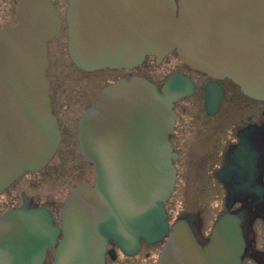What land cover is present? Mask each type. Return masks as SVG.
<instances>
[{
	"label": "water",
	"instance_id": "1",
	"mask_svg": "<svg viewBox=\"0 0 264 264\" xmlns=\"http://www.w3.org/2000/svg\"><path fill=\"white\" fill-rule=\"evenodd\" d=\"M67 55L85 72L131 70L175 51L190 69L228 79L253 100H264V0H65ZM17 25L0 27V194L25 172L43 169L61 141L51 112L47 42L62 26L52 0H17ZM182 74L158 90L143 77L104 87L80 116L77 141L93 165L94 184L66 197L60 227L44 207L0 215V264H104L113 242L128 256L141 240L165 243L156 264H242L253 239L252 223L264 217V128L248 125L216 173L226 187V210L204 238L198 213L169 227L164 202L176 180L168 135L173 103L193 92ZM205 88L213 115L222 93ZM252 198L251 204L231 210ZM61 239L56 245L57 238Z\"/></svg>",
	"mask_w": 264,
	"mask_h": 264
},
{
	"label": "rangeland",
	"instance_id": "2",
	"mask_svg": "<svg viewBox=\"0 0 264 264\" xmlns=\"http://www.w3.org/2000/svg\"><path fill=\"white\" fill-rule=\"evenodd\" d=\"M53 2L63 15L65 0ZM15 11L16 0H0V25H15ZM48 60L49 94L59 118L62 142L43 170L25 174L0 196V214L21 205V193L24 192L33 202L49 207L58 222L63 201L70 191L78 183L93 182L92 166L80 156L76 141V122L81 112L94 105L100 89L117 78L139 75L161 85L172 72L182 70V64L172 52L159 66L154 65L152 58H147L132 72L103 70L84 73L75 68L67 56L64 26L61 33L48 43ZM234 94L230 108L227 109L225 104L222 111L213 117L205 114L199 95L175 105L174 148L179 159L175 163L177 181L165 203L168 221L172 224L184 212H199L204 236L209 235L216 217L224 209V192L212 176L213 162L226 145L236 139L238 127L259 119L257 103L242 96L238 88L234 89ZM254 233L258 249L264 246V223L260 220L254 223ZM161 245L144 246L129 262L119 254L114 261L108 259L107 264H155ZM50 261L48 257L45 264H50ZM243 264L255 263L246 258Z\"/></svg>",
	"mask_w": 264,
	"mask_h": 264
},
{
	"label": "flooded vegetation",
	"instance_id": "3",
	"mask_svg": "<svg viewBox=\"0 0 264 264\" xmlns=\"http://www.w3.org/2000/svg\"><path fill=\"white\" fill-rule=\"evenodd\" d=\"M178 72L186 75L193 82V84H194V92H193L192 97H195L197 95L201 96V98H202V104H203V101H204L205 88L207 87L208 84H210V83L212 84L213 83V84H215L219 88L218 90H220L222 92V98H221V102H220V106L218 108L217 114L220 111H222V109H223V107H224L225 104L228 106L227 109L230 108V105L232 104L233 99H234L233 97L235 95L234 94V89L237 88V87L233 83H231L229 80H227V79L212 80L211 78L207 77L206 75H204L202 73H198L197 71L190 70L185 65H182V70H176L172 74L178 73ZM252 102L257 103V106H258L257 107V110H260V112L258 111L259 119L256 120V123L263 124L264 125V119H263L264 118V115H263V113H264V101H260V102L252 101ZM57 118H58V116H57ZM58 121H59V118H58ZM59 124H60V122H59ZM175 127L173 129L172 134L169 137V140L171 141V144L173 145V147H174V138H175L174 137ZM238 128L235 131V136L237 134ZM236 141L237 140L234 139L233 141L229 142L226 145V147L223 149V151L219 154L220 156H216V159L213 162V167L211 168L212 169L211 171H213L212 172V176L215 177L216 170L222 167L223 159H224L223 156H224V152L227 149V147L229 145L235 143ZM263 181H264V176H263ZM217 183L219 185V188L223 190L224 187L222 186V184H220L218 181H217ZM238 205L239 204H237V206ZM258 250H259V253L258 254H260L261 258H256V253L254 251H252V250H249V252H247L246 257L248 259H251L252 261H254L256 264H264V256L262 257V255H264V246L260 247ZM108 254L106 255L107 260L110 258ZM118 255H119V253L118 252L117 253L115 252V259L118 257ZM122 257L124 259H126L127 262H129L130 259H134L137 256H134V257L122 256ZM145 257L148 258L149 257V254L146 253ZM142 262H144V261H142ZM124 264H134V263H124Z\"/></svg>",
	"mask_w": 264,
	"mask_h": 264
}]
</instances>
